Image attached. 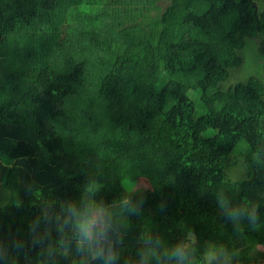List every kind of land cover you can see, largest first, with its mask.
I'll return each mask as SVG.
<instances>
[{
	"label": "trees",
	"instance_id": "16d2710c",
	"mask_svg": "<svg viewBox=\"0 0 264 264\" xmlns=\"http://www.w3.org/2000/svg\"><path fill=\"white\" fill-rule=\"evenodd\" d=\"M250 39L264 0H0V264H264Z\"/></svg>",
	"mask_w": 264,
	"mask_h": 264
},
{
	"label": "rangeland",
	"instance_id": "374dc122",
	"mask_svg": "<svg viewBox=\"0 0 264 264\" xmlns=\"http://www.w3.org/2000/svg\"><path fill=\"white\" fill-rule=\"evenodd\" d=\"M121 5H118L120 7ZM156 12L153 11L152 14ZM259 39H250L247 42V46L243 51L240 52V55L243 59V64L235 68L231 71V75L228 80L225 82V87L228 88L231 85H234L239 82H243L248 80L251 77H256L261 80H264V54L260 52L259 49ZM190 98L196 104L197 107V114H201V101L199 96L195 92L189 93ZM215 130H208L204 135L206 136H213L215 135ZM231 179L233 180H240L246 177V172L243 169H230L228 170ZM149 188V184L146 180L138 181L133 189L132 192H136L139 190H145ZM97 222H102L103 213L98 211L96 212ZM264 250V247H260Z\"/></svg>",
	"mask_w": 264,
	"mask_h": 264
},
{
	"label": "clouds",
	"instance_id": "9594fccd",
	"mask_svg": "<svg viewBox=\"0 0 264 264\" xmlns=\"http://www.w3.org/2000/svg\"><path fill=\"white\" fill-rule=\"evenodd\" d=\"M253 220L255 217H251ZM94 225L90 222L88 218L80 214H76V219L74 222V229L78 233L77 244L83 248L85 245L91 246L93 242L96 244V251L94 253V257L104 258V259H112L111 251L109 250L107 254H105L103 243L97 239V233L93 231Z\"/></svg>",
	"mask_w": 264,
	"mask_h": 264
}]
</instances>
